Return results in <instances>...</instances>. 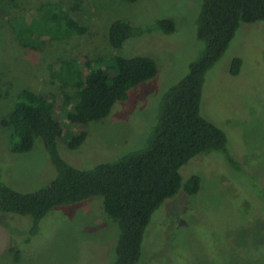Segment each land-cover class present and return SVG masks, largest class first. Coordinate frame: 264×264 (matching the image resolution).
Listing matches in <instances>:
<instances>
[{
    "label": "rangeland",
    "instance_id": "rangeland-1",
    "mask_svg": "<svg viewBox=\"0 0 264 264\" xmlns=\"http://www.w3.org/2000/svg\"><path fill=\"white\" fill-rule=\"evenodd\" d=\"M202 1L0 2V181L33 192L55 176L42 140L29 153L11 150L10 131L2 122L24 89L51 94L66 130L88 134L77 150L63 141L58 144L61 157L77 170L144 148L162 97L186 77L205 50L197 33ZM75 5L79 15L69 10ZM62 11L71 25L56 38L58 28L49 18ZM120 19L136 27L170 19L176 28L169 34L149 31L117 50L108 33ZM77 22L81 29H76ZM29 44H38V49L26 48ZM118 55L153 58L157 76L132 89L109 117L86 128L71 125L67 117L72 106L66 109L64 100L66 95L77 99L79 90L52 80L50 66ZM235 58L243 60L238 77L230 75ZM201 113L226 133L228 155H200L182 167L184 181L193 175L202 178L201 190L195 196L182 190L154 213L139 264H264V22L242 24L224 56L208 71ZM102 202L95 198L54 209L33 237L29 217L0 214V264H114L118 225ZM11 248L23 250L18 261Z\"/></svg>",
    "mask_w": 264,
    "mask_h": 264
},
{
    "label": "trees",
    "instance_id": "trees-1",
    "mask_svg": "<svg viewBox=\"0 0 264 264\" xmlns=\"http://www.w3.org/2000/svg\"><path fill=\"white\" fill-rule=\"evenodd\" d=\"M69 10L79 15V6ZM49 21L58 28L56 38L58 32L61 35L71 25L63 11L51 15ZM259 22H264V0H203L197 33L205 50L190 65L186 77L162 97L156 124L145 147L91 169L77 170L70 166L58 149L59 141H63L70 150H77L88 134L82 131L72 135L66 130L57 117L51 94L24 89L2 122L10 131L11 150L16 154L29 153L36 141L42 140L54 165L55 176L46 186L33 192H20L0 181V214L29 217L33 237L38 234L41 221L54 209L102 198L104 212L118 225L114 264H139L146 230L154 213L182 190L190 196L201 190L202 178L193 175L184 181L182 167L200 155L213 152L228 155L226 133L201 113L206 74L224 56L242 24ZM78 27L81 29L77 22V30ZM175 28L170 19L143 27L120 19L111 25L108 35L111 45L121 50L127 41L149 31L169 34ZM29 45L25 47L38 49L39 46ZM50 67L52 80L79 90L77 99L65 96L64 107L72 106L68 121L80 128L109 117L119 102L128 99L132 89L158 74L157 62L147 56L118 55L108 60L86 59L83 64L71 59ZM242 67L241 58L233 59L230 75L238 77ZM233 167L239 168L238 164ZM11 250L18 261L23 250Z\"/></svg>",
    "mask_w": 264,
    "mask_h": 264
}]
</instances>
